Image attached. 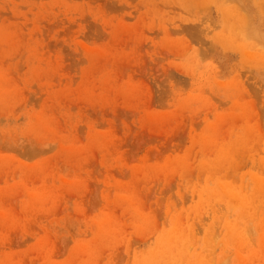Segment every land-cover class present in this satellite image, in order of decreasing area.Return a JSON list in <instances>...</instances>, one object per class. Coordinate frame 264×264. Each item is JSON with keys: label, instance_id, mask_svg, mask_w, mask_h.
<instances>
[{"label": "rangeland", "instance_id": "obj_1", "mask_svg": "<svg viewBox=\"0 0 264 264\" xmlns=\"http://www.w3.org/2000/svg\"><path fill=\"white\" fill-rule=\"evenodd\" d=\"M0 264H264V0H0Z\"/></svg>", "mask_w": 264, "mask_h": 264}, {"label": "bare ground", "instance_id": "obj_2", "mask_svg": "<svg viewBox=\"0 0 264 264\" xmlns=\"http://www.w3.org/2000/svg\"><path fill=\"white\" fill-rule=\"evenodd\" d=\"M166 245L168 246V249L171 250L172 243L169 240H166Z\"/></svg>", "mask_w": 264, "mask_h": 264}]
</instances>
